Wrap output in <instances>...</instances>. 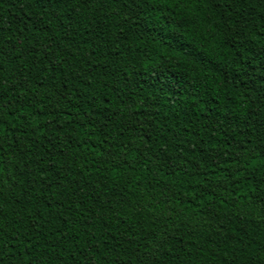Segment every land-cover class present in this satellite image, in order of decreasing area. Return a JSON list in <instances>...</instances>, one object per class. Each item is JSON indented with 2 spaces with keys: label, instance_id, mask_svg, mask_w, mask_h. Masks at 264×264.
Listing matches in <instances>:
<instances>
[{
  "label": "trees",
  "instance_id": "1",
  "mask_svg": "<svg viewBox=\"0 0 264 264\" xmlns=\"http://www.w3.org/2000/svg\"><path fill=\"white\" fill-rule=\"evenodd\" d=\"M0 264H264V0H0Z\"/></svg>",
  "mask_w": 264,
  "mask_h": 264
},
{
  "label": "snow or ice",
  "instance_id": "2",
  "mask_svg": "<svg viewBox=\"0 0 264 264\" xmlns=\"http://www.w3.org/2000/svg\"><path fill=\"white\" fill-rule=\"evenodd\" d=\"M94 2L98 3V0H94ZM156 2H158V3L159 2H166V0H156ZM175 39H177V42L180 43V38L179 37H175ZM181 47H183V45H181ZM192 55H195V53L189 52V53L186 54V56H192Z\"/></svg>",
  "mask_w": 264,
  "mask_h": 264
}]
</instances>
